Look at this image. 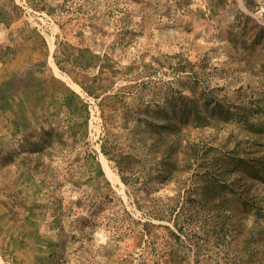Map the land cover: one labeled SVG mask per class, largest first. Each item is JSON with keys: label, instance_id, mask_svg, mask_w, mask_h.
Returning <instances> with one entry per match:
<instances>
[{"label": "rangeland", "instance_id": "374dc122", "mask_svg": "<svg viewBox=\"0 0 264 264\" xmlns=\"http://www.w3.org/2000/svg\"><path fill=\"white\" fill-rule=\"evenodd\" d=\"M0 264H264V0H0Z\"/></svg>", "mask_w": 264, "mask_h": 264}]
</instances>
